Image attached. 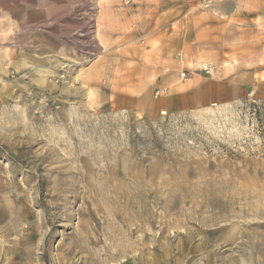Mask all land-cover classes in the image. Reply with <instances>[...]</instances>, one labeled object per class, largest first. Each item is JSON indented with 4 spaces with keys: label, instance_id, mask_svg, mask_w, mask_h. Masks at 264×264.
I'll use <instances>...</instances> for the list:
<instances>
[{
    "label": "rangeland",
    "instance_id": "rangeland-1",
    "mask_svg": "<svg viewBox=\"0 0 264 264\" xmlns=\"http://www.w3.org/2000/svg\"><path fill=\"white\" fill-rule=\"evenodd\" d=\"M0 264H264V0H0Z\"/></svg>",
    "mask_w": 264,
    "mask_h": 264
},
{
    "label": "crops",
    "instance_id": "crops-1",
    "mask_svg": "<svg viewBox=\"0 0 264 264\" xmlns=\"http://www.w3.org/2000/svg\"><path fill=\"white\" fill-rule=\"evenodd\" d=\"M108 8H110L111 9V7H104V10L101 12V25L99 26V28H98V35H99V37H100V39L102 38V39H108L110 36H109V33L107 32V30H106V28H104V26H103V23H104V20H105V15L106 14H109V13H113L114 15H117L118 14V12H116V10H114V9H112V10H110V9H108ZM122 12V11H121ZM124 14H126L127 12H123ZM127 15V14H126ZM132 24V23H131ZM113 26V28L111 27V29L113 30V31H115V33H118V34H121V36H118L117 37V39H119V38H123V37H125V36H133L134 35V29H130V30H128L126 33H124L123 31H125L124 29H125V25H123V24H119V23H115L114 25H112ZM127 28V27H126ZM112 32V31H111ZM111 38V37H110ZM101 41H103V40H101ZM118 42H120V40H118L117 41V43Z\"/></svg>",
    "mask_w": 264,
    "mask_h": 264
},
{
    "label": "built area",
    "instance_id": "built-area-1",
    "mask_svg": "<svg viewBox=\"0 0 264 264\" xmlns=\"http://www.w3.org/2000/svg\"><path fill=\"white\" fill-rule=\"evenodd\" d=\"M201 69L206 73H211L213 71V65L209 62H204L201 64ZM185 75V73H183Z\"/></svg>",
    "mask_w": 264,
    "mask_h": 264
}]
</instances>
